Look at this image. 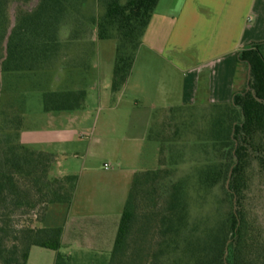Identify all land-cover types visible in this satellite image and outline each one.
<instances>
[{"label": "trees", "instance_id": "1", "mask_svg": "<svg viewBox=\"0 0 264 264\" xmlns=\"http://www.w3.org/2000/svg\"><path fill=\"white\" fill-rule=\"evenodd\" d=\"M88 1L0 0V75L87 72L95 34L114 42L118 94L158 0H93L102 13L87 18ZM237 61L249 67L247 86L228 104L153 112L146 140L158 144L157 167L134 175L106 264H264V217L248 207L252 184L264 188V42ZM85 98L44 91L43 111L82 110ZM9 108L0 111V264H26L32 247L58 251L62 231L15 228L13 216L40 208L41 224L50 206L71 203L76 177L51 176L54 156L20 142L22 115Z\"/></svg>", "mask_w": 264, "mask_h": 264}, {"label": "crops", "instance_id": "2", "mask_svg": "<svg viewBox=\"0 0 264 264\" xmlns=\"http://www.w3.org/2000/svg\"><path fill=\"white\" fill-rule=\"evenodd\" d=\"M262 42L264 0H158L114 103L109 85L84 89L96 67L0 75L7 95L22 102L20 142L54 156L51 176L76 177L71 203L50 206L40 224L61 229L60 249L32 247L26 264H56L58 253L62 264H106L132 179L150 170L143 159L153 112L228 104L248 81L237 53ZM26 79L41 94L85 90L84 108L27 113L18 89Z\"/></svg>", "mask_w": 264, "mask_h": 264}, {"label": "rangeland", "instance_id": "3", "mask_svg": "<svg viewBox=\"0 0 264 264\" xmlns=\"http://www.w3.org/2000/svg\"><path fill=\"white\" fill-rule=\"evenodd\" d=\"M84 15L88 18L92 15L99 16L102 13L101 6L96 3V1L89 0L84 9ZM67 29L63 33L65 37ZM92 40L98 42L97 48L95 47L92 55L89 56V70L90 67H96V70H90L88 73L87 84L84 87L86 91H91L94 89V85H97L99 88L103 85H109L111 82V76L114 66V42L112 40L97 41L96 35L93 34ZM85 49L82 46H72L69 51H78ZM100 70V72L95 75L94 72ZM29 83V84H28ZM19 91L25 93V110L27 113L33 114L37 110H43L42 107V94L39 92V88L33 86V83L25 81L24 86L18 88ZM8 89H6L4 84H0V111L10 112L9 106H12V110L19 112L22 111V102L9 97L7 95ZM9 93V92H8ZM117 97L112 95V103L115 102ZM92 106L94 107L93 114L96 111L97 101H93ZM91 106V107H92ZM201 113V112H200ZM156 148V152L155 149ZM157 149L158 144L152 142L147 143L145 147L146 156H144L143 162L145 161L149 165L146 166L147 169H155L157 167ZM182 172L188 171V165H181L178 167ZM248 207L255 211L259 216L264 217V188L258 187V183L255 181L252 184L251 193L248 198ZM41 209L36 208L34 210L27 211L25 213L16 214L12 218V222L15 225V228L19 227H29L36 228L40 227V223L37 220L41 216Z\"/></svg>", "mask_w": 264, "mask_h": 264}, {"label": "built area", "instance_id": "4", "mask_svg": "<svg viewBox=\"0 0 264 264\" xmlns=\"http://www.w3.org/2000/svg\"><path fill=\"white\" fill-rule=\"evenodd\" d=\"M104 168L107 169L108 168V164L104 165Z\"/></svg>", "mask_w": 264, "mask_h": 264}, {"label": "water", "instance_id": "5", "mask_svg": "<svg viewBox=\"0 0 264 264\" xmlns=\"http://www.w3.org/2000/svg\"><path fill=\"white\" fill-rule=\"evenodd\" d=\"M248 73H249V67H248Z\"/></svg>", "mask_w": 264, "mask_h": 264}]
</instances>
